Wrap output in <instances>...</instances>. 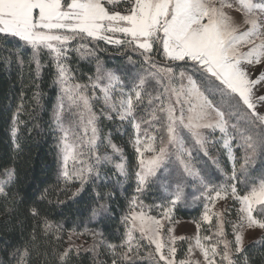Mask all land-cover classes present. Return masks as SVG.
I'll list each match as a JSON object with an SVG mask.
<instances>
[{"label":"snow or ice","instance_id":"obj_1","mask_svg":"<svg viewBox=\"0 0 264 264\" xmlns=\"http://www.w3.org/2000/svg\"><path fill=\"white\" fill-rule=\"evenodd\" d=\"M0 37L13 38L17 47L30 48L37 69L43 55L55 66L61 91L56 122L63 133L62 175L66 181H79L74 196L89 180L101 178V165L112 163L107 155L96 154L93 160L85 152V148L95 152L100 139L95 101L103 104L101 115L112 119L115 114L135 129L137 193L158 179L165 162L175 154L183 172L199 178L210 203L231 198L240 206L239 223L233 225L234 241L226 239L223 213H214L205 204L202 219L211 224L216 215L215 230L200 236L197 223L195 243L178 255L176 241L186 238L172 235L173 230L165 229L162 221L171 219L183 199L182 178L176 181L167 206H145L134 197L122 218L125 238L120 245L107 244L114 254L111 264H143L146 258L150 264H240L244 232L264 231V171L259 176L250 171L257 158L264 161V0H0ZM92 41L127 46L142 58L141 72L126 84L98 63L95 77L80 83L69 67V52L92 56ZM217 97L227 105V114L217 105ZM65 102L71 118L68 127L64 126ZM229 118L236 121L230 125V139L242 150V162L237 171L236 157L232 156L233 182L209 191L204 177L185 163L184 156H191L185 143L194 142L207 155L208 137L216 130L227 134ZM141 124L148 125L143 136ZM89 132L85 145L83 136ZM228 144L225 140V146ZM109 146L114 153L120 152L110 140ZM123 159L121 154V162L114 166L127 178ZM69 160L79 165L71 173L67 170ZM14 182V170L0 172V196L7 199ZM97 197L103 200L100 193ZM153 207L162 209L159 218L150 214ZM98 210L107 212L109 208L98 203L92 209L93 218ZM27 211L46 235L63 227L35 205ZM91 235L95 239L103 234L92 231ZM97 247L94 243L87 250L94 252ZM70 252L71 248L59 253L61 264H68ZM31 255L24 247L17 249L13 258L16 264H30ZM244 264H248L246 257Z\"/></svg>","mask_w":264,"mask_h":264},{"label":"trees","instance_id":"obj_2","mask_svg":"<svg viewBox=\"0 0 264 264\" xmlns=\"http://www.w3.org/2000/svg\"><path fill=\"white\" fill-rule=\"evenodd\" d=\"M91 46L95 47L92 56L69 52L71 72L82 84L89 83V78L95 77L98 63L119 75L126 84H130L132 77L142 70V58L129 49L103 41H92ZM50 61L47 55L41 56L37 69L30 48L17 47L13 38L5 40L0 37V172L7 169L15 172V182L9 197L5 199L0 196V264H16L13 253L24 247H28L32 253L30 264H61L58 255L69 249V232L86 234L93 238V244H98V247L94 252L87 250L90 247L71 248L68 264H111L114 254L107 244L120 245L125 238L122 218L127 214L130 201L138 197L145 206L167 205L175 183L180 178L184 194L174 212L178 218L197 220L204 201V190L199 189L200 193L192 190L191 177L181 173L174 161L165 164L158 173V179H154L149 188L141 193L135 191L137 153L132 144L135 129L127 120L121 121L115 114H112V119L101 115L103 106L100 103L101 106H98L96 102L94 109L99 116L100 136L96 149L100 156L111 157L112 163L101 165V178L89 180L78 195H73L80 184L79 181H66L62 175L59 131L55 121V109L61 91L56 82L55 66ZM216 103L227 114V105L219 97ZM141 114L146 116V113ZM229 121L236 122L235 118H229ZM109 140L120 152H113ZM232 143L237 166L242 162L243 152L236 147L237 141L233 140ZM191 145L193 154L201 161L208 183L216 187L232 182L228 174L229 163L223 152L211 146L219 164L218 169L198 147ZM121 154L128 172L127 178L120 175L114 166L121 161ZM261 162L259 159L250 168L256 176L264 171V162ZM97 193L103 197L102 201H98ZM98 203L107 205L109 211L98 210V215L93 218L92 209ZM30 205L37 206L50 221L63 227L46 235L42 227H36L37 221L28 213ZM160 210L153 207L151 212ZM226 229L230 234L229 225H226ZM92 231L103 235L94 239ZM101 239L103 244L99 243ZM185 248L186 243L181 241L178 255ZM116 256H119V248ZM245 257L248 264H264V234L244 245V253L239 257L240 264H244ZM143 264L150 262L146 258Z\"/></svg>","mask_w":264,"mask_h":264},{"label":"rangeland","instance_id":"obj_3","mask_svg":"<svg viewBox=\"0 0 264 264\" xmlns=\"http://www.w3.org/2000/svg\"><path fill=\"white\" fill-rule=\"evenodd\" d=\"M107 7L111 8V5H106ZM122 7V5H121ZM125 49H128L127 46L124 47ZM130 50V49H129ZM156 59L160 62H163L162 57L157 56ZM99 94V93H97ZM61 97V96H60ZM95 101H93L94 103ZM61 104V99L59 98L58 100V104L56 105V109H55V121H56V114L58 111V106ZM98 106H103L102 102L99 103H95ZM94 104V105H95ZM94 111L96 112V110L94 109ZM97 114V112H96ZM70 116L68 114V107H67V103L65 102V111H64V126L68 127L69 121H70ZM232 122L229 121V127L227 129V134L224 133H220L219 130H216L215 133H212L208 138L211 141L210 143L206 144L207 147V155H205L204 151L200 148L199 145H195L194 142L192 141H187L185 143V149L188 152H191V156L185 155L184 156V161L185 163H187L189 165V168L191 171L193 172H199V174L201 176L204 177V180L206 183H208L209 181L207 180V178H205V172L202 169V166L200 165L201 161H199V159L193 154V146L191 144H193L194 146L198 147L199 150L208 158L209 161H211L214 165V167L219 168V164L217 159L215 158V154L213 153L211 146L215 147L216 149H218V151L223 152V154L225 155L228 163H229V170H228V174H229V178L232 175V170H233V161L231 159L232 156H234V147H233V140L230 139V137L233 135V129L231 128ZM57 125V122H56ZM148 125L146 124H141V136L144 135L143 129L146 128ZM58 131H59V145H60V160H61V170L62 172L64 171L65 165L63 162V157H62V141H61V137L63 135V133L61 132L60 128L58 127ZM149 133H151V129H149ZM81 135H83V133H81ZM90 132L88 133L87 136H83V140H84V144L87 145V140L90 136ZM136 136V134H135ZM225 140L229 141L228 146H225ZM135 137L132 140V144L134 146V148L136 147L135 143ZM191 143V144H190ZM231 149V151L229 150ZM103 151V150H102ZM240 151L242 152V150L240 149ZM85 152L88 155H92L93 159L95 157L96 154H99L98 150L96 149L95 152L93 153H89L88 149L85 148ZM259 159H256V161H258ZM173 161L175 162L174 164H177L178 168L181 170V173L183 172V166L180 164L179 160L176 159L175 154H173L172 158L168 161L165 162V164H171L173 163ZM121 162V161H119ZM264 162V161H263ZM261 162V163H263ZM118 163V162H117ZM239 164L236 166L237 171H239ZM74 167H79L78 164H74L72 160H69L67 163V170L71 173ZM250 171L253 172L252 169H250ZM178 175H180L179 173H177ZM187 174V173H184ZM188 175V174H187ZM190 176V175H188ZM176 177V175H175ZM192 179V183H191V189L194 191H199L198 193L201 192V190H204L203 192V203L201 206V211H200V215L198 217L197 220H193V219H181L178 218L175 214V212L173 211V213L171 214V219L169 220H163L162 223L164 224L165 229L171 228L172 231V235H175L177 237H185L186 239L184 240H177L176 241V247L178 248V245L181 241L186 243V248L185 251L188 249L189 244H194L195 240L194 237L197 235V223L200 224V230H199V235L200 236H205V235H210L212 231L215 230V225L217 224V216L213 215L212 216V223L209 224L208 222L203 221L202 216L203 213L205 211V204H208L209 209H211L212 212L214 213H223L222 219H223V227H224V232H225V236L226 239L228 241L232 240L234 241V234H233V225L234 224H238L239 223V216H238V209H239V204L235 203L231 198L227 199V200H223V199H216L214 205L212 203H210L207 199V192L204 189V186L200 183L199 178H194L193 176H190ZM177 180V178H176ZM233 182V181H232ZM231 182V183H232ZM209 184V191L212 188H216L219 189L221 185L219 186H214ZM225 185V184H222ZM228 185V184H227ZM226 186V185H225ZM201 189V190H199ZM212 195L214 196L215 193L213 192ZM189 198V197H188ZM167 206V205H165ZM147 210V209H146ZM151 215H155L158 218L162 215V210H160L157 213H150ZM255 215V213H254ZM226 225H229V231L230 234L228 233L227 229H226ZM264 234V231H261L259 229H251V230H246L244 232V245L249 242L250 240L260 236ZM166 238V237H165ZM204 243H206V241H202ZM93 244V238H89L88 236H86V234H82V233H77V232H69L67 235V247L68 248H74V249H84V248H88L91 247ZM221 247H223V245H221ZM184 251V252H185ZM197 256H199V252L197 250Z\"/></svg>","mask_w":264,"mask_h":264}]
</instances>
